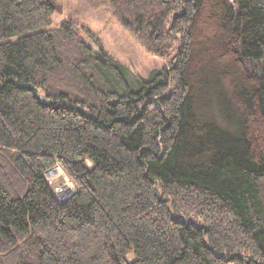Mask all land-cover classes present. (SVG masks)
<instances>
[{
    "label": "trees",
    "instance_id": "1",
    "mask_svg": "<svg viewBox=\"0 0 264 264\" xmlns=\"http://www.w3.org/2000/svg\"><path fill=\"white\" fill-rule=\"evenodd\" d=\"M109 5L165 65L0 0V264H264V0Z\"/></svg>",
    "mask_w": 264,
    "mask_h": 264
},
{
    "label": "rangeland",
    "instance_id": "2",
    "mask_svg": "<svg viewBox=\"0 0 264 264\" xmlns=\"http://www.w3.org/2000/svg\"><path fill=\"white\" fill-rule=\"evenodd\" d=\"M58 4L59 9L52 16L51 27H57L65 19H71L77 26L90 31L83 36L87 43L102 45L110 57L126 64L134 74L146 77L151 70L159 69L166 64L165 58L148 52L120 24L111 12L109 0H58ZM52 171L54 172L48 176ZM45 176L59 198L61 189L55 185L56 180H62L69 185L71 192L75 189L60 166L48 170Z\"/></svg>",
    "mask_w": 264,
    "mask_h": 264
},
{
    "label": "bare ground",
    "instance_id": "3",
    "mask_svg": "<svg viewBox=\"0 0 264 264\" xmlns=\"http://www.w3.org/2000/svg\"><path fill=\"white\" fill-rule=\"evenodd\" d=\"M54 171L55 170H57V169H53ZM54 171H52V172H49L48 173V176L51 174V173H53ZM55 185H57L61 190L59 191V196L61 197V198H64V195H66L68 192H67V190L69 189L70 190V188H69V185H66L65 184V182H63L62 180H56V183H55ZM59 190V189H58Z\"/></svg>",
    "mask_w": 264,
    "mask_h": 264
},
{
    "label": "water",
    "instance_id": "4",
    "mask_svg": "<svg viewBox=\"0 0 264 264\" xmlns=\"http://www.w3.org/2000/svg\"><path fill=\"white\" fill-rule=\"evenodd\" d=\"M94 48H95V46H94ZM71 193H72V192L67 193V195H66L64 198L68 197ZM64 198H63V199H64Z\"/></svg>",
    "mask_w": 264,
    "mask_h": 264
}]
</instances>
